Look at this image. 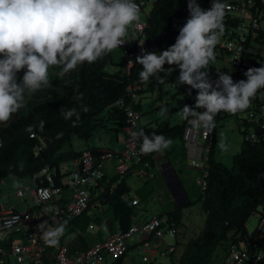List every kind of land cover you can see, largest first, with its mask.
Listing matches in <instances>:
<instances>
[{"label":"trees","instance_id":"1","mask_svg":"<svg viewBox=\"0 0 264 264\" xmlns=\"http://www.w3.org/2000/svg\"><path fill=\"white\" fill-rule=\"evenodd\" d=\"M212 2L213 0H197V3L205 10L212 7ZM224 2L230 3L232 0H224ZM147 5H150V11L143 33L136 39L134 46L129 48L133 52V66L129 75L124 73L123 63L118 64L117 72L105 71L106 64L113 62L114 50L92 64L84 63L66 74L64 78L49 76L50 87H44L31 95H26L27 107L21 109L7 123H0V180H5L9 176L18 179L29 178L45 166L56 169L59 175V172L66 168V164L81 153L72 150L63 151L72 137L88 141L98 128L105 127V122L112 120L118 125L124 123L122 110L115 104L125 96L126 88L130 84L143 87L139 91V100L145 93L151 94L161 87L172 85L176 89V94L182 98L183 107L185 105L195 107L197 90L191 89L188 85H179V68L165 64L166 70L159 73L164 83H159L156 77L150 78L148 83H142L139 77V73L143 70L142 65L136 62V57L142 55L144 51L161 52L175 44L180 29L189 18L188 0H146L142 9ZM252 12H257L261 16L260 23L264 22V0H253ZM224 24L225 34L222 39L229 36L235 29L237 19L226 15ZM253 41L264 42V29L261 26ZM250 46L251 41L246 43L242 62L237 66L233 76L236 82L244 80L239 76L240 69L264 65V57L251 53ZM218 47L219 45L215 49L218 53L216 58L228 56L224 50H218ZM170 68L175 70L168 71L167 69ZM208 70L211 75V65ZM22 76L23 71L18 73L19 78ZM262 90L258 92L257 97ZM189 92H191L190 95ZM84 106L88 107L87 112L83 111ZM135 107L139 110V101ZM73 108L80 114V120L75 126H73L76 121L75 116L66 120L62 115L64 111ZM198 111L202 112L203 109ZM104 112L107 113V120L99 119L98 116ZM260 113L256 98L245 111L236 114L221 112L215 117L216 127L209 133L213 140L207 155L206 190L198 197L201 211L205 215L203 228L197 237L190 239L184 245L178 259L174 257L175 252L168 255L171 257V264H220L230 241L235 240L237 236L236 240H239L247 235L245 226L247 220L264 203V142L244 140V136L249 131L261 133V126L256 121ZM242 114L248 115L241 123L242 143L239 151L232 156L231 167L228 168L216 161L214 157L217 130L227 117ZM41 120L45 121L42 130L39 127ZM29 125L33 126L32 134H35L36 138H31V134L26 131ZM190 126L184 119L170 126L166 118L156 124L153 132L164 135L172 141L178 139L182 142ZM59 133L63 135L57 138ZM37 137H41L46 143V148L39 154L35 152V147L39 144ZM140 143L139 141L137 145L138 150H140ZM89 150L96 154L109 151L107 149ZM158 153L160 152L144 154V157L151 159ZM113 180L108 176L104 178L107 185H110ZM128 192L129 189L124 183L112 194L106 193L94 199V202L102 208L103 216L109 217L110 227L114 223L124 229L131 225L132 208L125 206L122 202V195ZM166 215L173 219L177 227L182 224V208L168 211ZM92 220L87 213H84L70 222V231L75 234L74 246L70 248L72 253L88 249L93 242L86 243L81 237ZM93 221L99 223L100 219ZM98 237L100 238V235ZM74 240L77 245L74 244ZM122 260L123 258L115 261V264L121 263Z\"/></svg>","mask_w":264,"mask_h":264},{"label":"clouds","instance_id":"2","mask_svg":"<svg viewBox=\"0 0 264 264\" xmlns=\"http://www.w3.org/2000/svg\"><path fill=\"white\" fill-rule=\"evenodd\" d=\"M228 9L224 0H213L207 10L197 0H188L189 18L175 44L164 51H144L136 57L143 69L139 73L142 83L150 82L152 77L164 83L159 73L166 70L165 64L179 68V85L197 90L195 107L185 105L179 115L193 129L203 128L205 136L215 129L217 114L247 110L264 89V65L249 68L244 73L247 79L238 82L220 70L217 80L210 78L208 69L216 60V46L225 34ZM140 13L136 0H0V123H7L27 107L26 95L51 86L50 68L59 67L63 76L127 44L130 29L139 28ZM88 110L84 106L83 111ZM165 114L166 109L162 108L160 115ZM62 115L66 120L75 116L73 126L80 120L74 108ZM44 126L45 121L41 120L40 129ZM26 131L32 134L33 126L29 125ZM62 135L59 133L57 138ZM130 137L133 142H141V154L162 152L172 143L170 138L155 132L149 136L144 128L130 132ZM217 146L227 150L223 142ZM13 186L22 187L19 182ZM10 223L6 221L5 226ZM66 228L67 221L55 227L48 226L47 221L37 225L49 247L59 246Z\"/></svg>","mask_w":264,"mask_h":264},{"label":"built area","instance_id":"3","mask_svg":"<svg viewBox=\"0 0 264 264\" xmlns=\"http://www.w3.org/2000/svg\"><path fill=\"white\" fill-rule=\"evenodd\" d=\"M136 2L142 11L146 0ZM227 4L229 9L226 15L237 19V26L229 36L221 40L218 50H224L231 58L232 65L237 67L242 62L246 43L257 36L261 16L252 12L253 0H232ZM144 28L145 22H140L139 28L130 29L132 36L140 38ZM115 50L121 52L124 58L123 71L129 75L133 66L132 50L126 44ZM142 88L138 84L128 85L125 96L115 104L124 115L123 147L120 150H109L100 154L89 149L83 150L78 157L66 164V168L59 175L56 169L45 166L30 177L33 185L29 190L31 205H27V195L22 189L13 193L17 200L25 202L26 208L22 211H18L12 203H3L0 198V264H111L108 258L115 262L130 253L139 255L141 264H154L157 259L176 251L175 242L164 240L165 237L176 238L178 234V227L167 215H151L143 221H134L131 216L132 222L128 228L124 229L114 223L111 229L109 217L103 216L102 208L94 202L99 196L112 194L129 176L145 181L156 178L153 158H145L138 150V142H133L130 137V132L135 131L140 122L141 113L135 105L139 101V91ZM263 100L264 94L261 93L257 97L260 114H264L261 104ZM256 121L261 126V133L249 131L244 136L245 141L264 142V122L261 118ZM188 130L184 135L186 138L189 136ZM30 137L36 138V135L31 134ZM199 137L203 142L201 155L198 162L190 161V166L198 172L194 183L200 193H203L208 176L207 155L213 137L211 134L205 136L203 128ZM37 138L39 144L35 147V152L39 154L46 148V143L41 137ZM110 168L114 180L107 185L104 178ZM0 185H4V180H0ZM6 197L9 198V195ZM122 202L131 208L139 203L129 194L122 195ZM84 213L93 220L99 218L100 222L92 220L85 229V233L94 236L89 248L72 253L70 248L75 234L70 231L69 224ZM253 215L257 220L254 231L239 240H236L237 236L230 241L220 264H264V203ZM13 218L16 219L13 221ZM6 221L11 223L5 226ZM45 221L51 227L67 221L66 232L61 237L59 246L49 247L42 240V233L37 225ZM5 236L9 239L3 240Z\"/></svg>","mask_w":264,"mask_h":264},{"label":"rangeland","instance_id":"4","mask_svg":"<svg viewBox=\"0 0 264 264\" xmlns=\"http://www.w3.org/2000/svg\"><path fill=\"white\" fill-rule=\"evenodd\" d=\"M147 9H149V6L145 7L144 11H147ZM260 26L262 29H264V22L260 23ZM134 40H136V38H134ZM249 51L255 55L264 57V42L251 41V46L249 48ZM121 60H122V56L119 53H114L113 61H121ZM211 66H212V73L210 75V78L212 81L218 79L217 70H220V72L222 73H227L232 75V78L237 71V67L232 65L231 58L227 55L216 58V60L211 64ZM104 69L105 71L108 72L111 71L112 70L111 63L106 64ZM248 69L249 68H242L239 71V76L244 80L247 79L244 73ZM49 71L53 75L58 76L59 78L66 77V74L63 76L60 75L59 67L50 68ZM168 86L170 87V85ZM168 86L166 88H168ZM261 93L264 94V89L262 90ZM149 97L150 94L145 93L143 95V98L141 99V108H142V113L140 117L141 120L135 131H139L141 128H146L150 126L151 124L150 121L152 122L153 119H159L158 113L160 114L161 109L159 110V108H155L151 110L148 108V106L144 105ZM178 98L180 102H182V98L180 96ZM259 100H261L260 96H259ZM261 104L264 109V100L261 101ZM172 105L174 107L172 108V110L176 112L177 111L176 104H172ZM104 116H105V112L100 114L98 118L104 119ZM175 116L176 115L174 113V115H172V117L169 118L170 126L176 125L181 122L180 120L181 118L178 120L179 122H175ZM247 117H248L247 114L227 117L221 122V126L217 130V139H218L217 145L219 142H223L227 148V150L225 151L217 146V153H218L217 159L220 160L219 157H222L221 163L228 168L231 167L232 156L236 154L240 149V144L242 142V135L240 134L241 123L242 120L246 119ZM257 118H261V120L264 122V114H258ZM99 129L100 128H98L95 131V133L92 135V137L90 138L91 140L97 138L96 133L100 131ZM200 130L201 129H199V132ZM153 131H151V133ZM145 133H147V131H145ZM148 135H150V133ZM89 143H90L89 140L84 141L83 139L72 137L70 143L64 146L63 151L86 150L87 145H89ZM230 148L233 149V154L232 153L230 154L229 151ZM164 151L169 157L172 156L174 159L178 160L180 163V167L184 171L186 170L187 167L190 166V162H189L190 159H188L187 161L185 160L186 156L182 151V145L178 139L172 141L171 145ZM16 182H19L22 185V187L21 188L14 187L13 185ZM127 182L130 188L128 192L129 196L136 195L140 203V205L134 207L132 211V216L134 217L135 220L159 213L160 214L163 213L164 215H166L165 213L175 208L176 204L173 203L171 194L167 189L162 178H158V179L155 178L154 180L151 181H145L143 179H138L134 176L131 177L129 176ZM190 184H191V189H193V193L190 195V204L182 208V224L178 227V234L176 235V238H170V237L164 238L166 242H170V243L175 241L178 242V246L174 254L175 259H178L179 256L181 255L184 245L190 239H193L199 235L205 221V215L201 211L200 204L198 203V197L200 195V191L194 182H191ZM32 186H33L32 180L30 177L18 179L16 177L9 176L4 180V185H0V195H1L0 198L3 203L5 204L12 203L17 208L18 211H22L26 208L25 202H20L19 200H17L13 195V193L17 189H22L27 195L25 199L27 205H31L29 190L32 188ZM7 195H9V198L6 197ZM256 222H257L256 217L254 215H251L245 224L248 233H252L254 231ZM6 237L7 236H5L3 240L9 239L8 237L7 238ZM81 237L83 238V241L86 243H91L94 240V236L91 233H85V231L81 234ZM74 244L77 245L75 240H74ZM73 246L74 245L72 242L71 247L73 248ZM108 262L111 264H115V262H113L111 258H108ZM119 264H141L140 256L133 253L127 254V256H125L122 262ZM154 264H171V257L166 256L163 258H159Z\"/></svg>","mask_w":264,"mask_h":264},{"label":"crops","instance_id":"5","mask_svg":"<svg viewBox=\"0 0 264 264\" xmlns=\"http://www.w3.org/2000/svg\"><path fill=\"white\" fill-rule=\"evenodd\" d=\"M149 6V9L147 11H144V8ZM145 6L140 15H141V20L140 22H145L147 15L150 11V5ZM135 37L132 36L131 31H129V35L127 37L128 43L126 46L128 48H131L134 46L137 40H134ZM115 53H119L121 56V52L118 50H115ZM124 61V58L122 56L121 61H113L111 64L112 70L109 71L111 73L119 71V66L118 64H122ZM115 62V63H114ZM50 70V69H49ZM53 75L49 71V76ZM167 86L161 87L157 90H155L153 93L150 94V97L146 100L145 106H148L149 109L153 110L155 108L160 109H166V114L164 116H161L158 113V118L159 119H153V121H150V126L144 128V131H147L146 134L150 135L151 131H153L156 127V124L166 120L168 118V122L170 124L169 118L172 117L175 113V122H179L178 120L180 119L182 121V117L179 115V111L181 108H183V100L180 102L179 96L176 94V89L174 86L166 88ZM144 95V94H143ZM143 95L140 97L139 100V111L142 113V108H141V99L143 98ZM176 104L177 111L174 112L172 110L173 105ZM177 113V114H176ZM107 113L105 112L104 119L107 120ZM141 120V119H140ZM152 120V117H151ZM115 121H108L105 122V127L100 128L96 133V139L91 140L89 139L90 143L87 145V149H107L110 151H117L120 150L123 147V137L124 133L122 130V125H118L116 123H113ZM141 127V126H140ZM189 136L186 138L184 136L183 141L180 142L182 145V151L184 155L186 156V161L190 159V161L195 160L197 161L200 158L201 155V147L203 145L202 140L199 137V130L193 129L191 126L188 128ZM112 132V133H110ZM217 135H216V142H215V148H214V157L216 161L221 162L222 157H219L217 159ZM242 143V142H241ZM241 146V144H240ZM83 151V150H81ZM80 151V152H81ZM230 154H233V149L230 148ZM79 152V151H78ZM220 156V155H219ZM154 160V172L156 174V179L162 178L167 189L169 190L171 197L173 199V203L176 204L175 208H183L184 206L190 204V195L193 193V189H191V182H194L195 177L198 175V172L195 168L189 166L186 168V172L180 167V163L178 160L174 159L172 156L169 157L165 151H162L158 154H156L153 157ZM189 161V162H190ZM109 178H112V169L108 170L106 174ZM131 177V176H130ZM128 177L125 179V184L129 188L128 185ZM132 198H136V195L130 196ZM138 200V199H137ZM138 205L132 207V211L134 207L139 206ZM174 208V209H175ZM173 210V209H172ZM170 210V211H172ZM160 214V213H159ZM163 214V213H161ZM160 214V215H161ZM166 214V213H165ZM156 215V214H153ZM151 216V215H149ZM149 216L142 217L141 219L135 220L133 217L134 221H143L147 219ZM176 244L178 242L175 241ZM177 248V247H176Z\"/></svg>","mask_w":264,"mask_h":264}]
</instances>
